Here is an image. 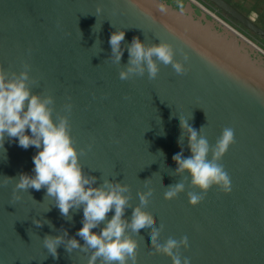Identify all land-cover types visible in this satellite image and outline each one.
<instances>
[{"label":"water","instance_id":"water-1","mask_svg":"<svg viewBox=\"0 0 264 264\" xmlns=\"http://www.w3.org/2000/svg\"><path fill=\"white\" fill-rule=\"evenodd\" d=\"M202 1L264 43V29L231 2ZM121 30L123 55L116 61L109 39ZM134 37L146 47L166 44L183 79L154 56V77L145 64L142 74L122 80ZM0 67L8 79L27 71L31 92L51 98L53 120L67 118L83 173L95 177L91 186H127L125 229L140 212L137 200L151 196L140 215L159 231L161 245L187 237L188 245L174 250L182 261L264 264V51L258 45L194 0H0ZM182 119L208 140L210 160L223 130L233 129L234 142L216 161L231 192L215 184L205 192L190 173H177L173 155H191ZM38 151L7 136L0 147V264H88L95 250L78 235L83 205L64 215L46 187L16 188L21 174L34 175ZM181 182L184 190L165 199ZM190 192L203 199L191 204ZM113 215L114 209L92 231L99 233ZM151 235L133 239L125 232L135 264H173ZM48 236L63 237L56 256L44 245ZM73 238L80 247L69 251Z\"/></svg>","mask_w":264,"mask_h":264},{"label":"clouds","instance_id":"clouds-1","mask_svg":"<svg viewBox=\"0 0 264 264\" xmlns=\"http://www.w3.org/2000/svg\"><path fill=\"white\" fill-rule=\"evenodd\" d=\"M161 11L164 6H160ZM125 31H114L109 39L112 52L116 61L123 55L121 41L125 38ZM130 57L129 67L121 71L120 78L127 79L131 73H143L146 64L150 77H154L158 71L153 57L160 61V67L171 70L177 79H183L180 71L171 67L170 55L167 45L161 43L146 47L139 37H134L128 47ZM28 73L21 72L15 79H8L3 68L0 67V147H3L5 136L16 138L18 145L23 148L35 146L39 151L33 156L34 175L21 174L16 185L17 189L29 187L37 190L46 187L47 194L55 197L61 213L67 215L73 207L83 205V226L78 230L88 247L94 249L88 264H95L97 257L103 258V264H135V249L124 240V234L133 239L140 234L151 232L150 242L157 252H162L172 258L173 264H190L188 258L177 255L174 250L179 244L188 245L187 237L181 241L168 239L163 245L157 243L158 230L140 215L151 200V196L144 200H137L140 212L131 217L130 226L125 229L122 219L124 209L128 202L125 195L127 186L119 183L109 184L108 187H93L95 177H87L83 173L79 163V153L72 142L68 131V120L62 118L56 122L52 118V109L48 106L51 98L41 99L33 94L27 85ZM181 127L186 129L189 139L191 155L184 157L182 152L173 155L177 164V173L187 171L190 173L191 183L203 191H207L212 185H219L223 191H232L228 174L216 161L228 150L234 142V131L225 128L218 139L215 148L211 149L212 159H208L210 146L208 140L191 127L186 120H181ZM6 182V181H5ZM107 183V182H106ZM184 190V184L177 183L170 186L164 193V198L171 200ZM19 199V196H15ZM203 196L197 192L189 193V202L198 204ZM114 209V215L107 221L106 226L99 233L92 229L104 221L107 214ZM37 224L40 221H36ZM62 236H48L44 245L48 251L57 255L58 245L62 242ZM80 247L75 238L67 242V248L71 251Z\"/></svg>","mask_w":264,"mask_h":264},{"label":"crops","instance_id":"crops-1","mask_svg":"<svg viewBox=\"0 0 264 264\" xmlns=\"http://www.w3.org/2000/svg\"><path fill=\"white\" fill-rule=\"evenodd\" d=\"M264 28V0H228ZM263 25H262V24Z\"/></svg>","mask_w":264,"mask_h":264},{"label":"rangeland","instance_id":"rangeland-1","mask_svg":"<svg viewBox=\"0 0 264 264\" xmlns=\"http://www.w3.org/2000/svg\"><path fill=\"white\" fill-rule=\"evenodd\" d=\"M200 3H202L203 6H205L208 10H212L215 14H217V16L222 19L223 21H225L227 24H229L232 28H234L235 30H237L239 33H241L243 36H245L246 38H248L249 40H251L253 43H255L256 45H258L260 47V49H262L264 51V43L260 42L254 35L252 34H248L245 30H243L242 28L238 27L234 22H232L231 20H229L226 16H224L223 14H219L218 12H216V10L211 7L209 4H207L206 2L202 1V0H198ZM235 7H237L236 4H233ZM210 10V11H211ZM258 23V22H257ZM262 24V23H261ZM260 27H262L260 24H258ZM263 25V24H262ZM263 28V27H262ZM264 29V28H263Z\"/></svg>","mask_w":264,"mask_h":264},{"label":"bare ground","instance_id":"bare-ground-1","mask_svg":"<svg viewBox=\"0 0 264 264\" xmlns=\"http://www.w3.org/2000/svg\"><path fill=\"white\" fill-rule=\"evenodd\" d=\"M194 1H196L197 3H199V4L204 8V6L202 5V3H200L198 0H194ZM210 10H211V9H210ZM209 12H210V11H209ZM210 13H211V12H210ZM212 15L215 16V17L217 18V14H213V13H212Z\"/></svg>","mask_w":264,"mask_h":264},{"label":"built area","instance_id":"built-area-1","mask_svg":"<svg viewBox=\"0 0 264 264\" xmlns=\"http://www.w3.org/2000/svg\"><path fill=\"white\" fill-rule=\"evenodd\" d=\"M205 7V6H204ZM206 8V7H205ZM207 9V8H206ZM208 10V9H207ZM210 11V10H209ZM211 13H213V14H215L212 10L210 11ZM217 12V11H216ZM217 18H219L218 16H217ZM220 19V18H219ZM222 20V19H221Z\"/></svg>","mask_w":264,"mask_h":264},{"label":"flooded vegetation","instance_id":"flooded-vegetation-1","mask_svg":"<svg viewBox=\"0 0 264 264\" xmlns=\"http://www.w3.org/2000/svg\"><path fill=\"white\" fill-rule=\"evenodd\" d=\"M219 14H221L220 12H218Z\"/></svg>","mask_w":264,"mask_h":264}]
</instances>
